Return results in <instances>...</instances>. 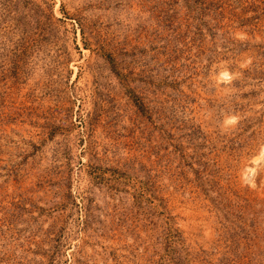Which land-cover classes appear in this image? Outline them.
Listing matches in <instances>:
<instances>
[{
    "label": "rangeland",
    "instance_id": "374dc122",
    "mask_svg": "<svg viewBox=\"0 0 264 264\" xmlns=\"http://www.w3.org/2000/svg\"><path fill=\"white\" fill-rule=\"evenodd\" d=\"M263 145L264 0H0V264H264Z\"/></svg>",
    "mask_w": 264,
    "mask_h": 264
},
{
    "label": "bare ground",
    "instance_id": "6f19581e",
    "mask_svg": "<svg viewBox=\"0 0 264 264\" xmlns=\"http://www.w3.org/2000/svg\"><path fill=\"white\" fill-rule=\"evenodd\" d=\"M220 75L221 76H223V77H225V76H227L228 74L226 73V72H220ZM264 154V145L260 148V150H259V155H263ZM246 169H248V166L246 165V167H245V176H249L250 175V173H249V171L248 170H246Z\"/></svg>",
    "mask_w": 264,
    "mask_h": 264
}]
</instances>
